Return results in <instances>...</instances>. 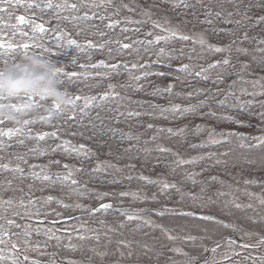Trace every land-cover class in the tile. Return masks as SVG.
<instances>
[{
    "label": "trees",
    "instance_id": "obj_1",
    "mask_svg": "<svg viewBox=\"0 0 264 264\" xmlns=\"http://www.w3.org/2000/svg\"><path fill=\"white\" fill-rule=\"evenodd\" d=\"M48 0H22V4L16 7L10 8L9 11L0 13V43L5 44V48L0 49V67L5 66L4 61L7 60L8 64L16 61L19 55L23 53H37L43 54L47 57H50L52 62L56 65L57 68H62L64 72H78V73H88L89 75L85 79L84 76L73 77L72 80H69L68 77L62 73L58 74L60 80L63 81L61 88L63 91H67L73 98L76 95L83 96H96L97 101L94 104H100V107H90L85 111L88 113L87 116H84L83 121H81L80 108L83 107V100L76 102L75 116L73 119L68 117L72 115V106L69 105L65 107V111L61 116L53 122V124L48 126H42L40 124H31L27 127L32 130V136H35L38 132L44 131H54L55 125H59L62 131L58 133L59 139L48 137L45 141L37 142L34 139H30L24 135H17L14 137H0V142L3 143L4 147L0 148V164L7 163L9 164V169L4 170L0 169V199L7 200L9 198L13 199V205H3L0 206V215L4 218L14 219L16 222H21L22 219L20 216H14L10 214L11 211L16 210L20 211L24 208L19 206V200L24 199L25 205H27V200L29 198L38 201L34 206L31 207V210L35 211L36 208H40L41 213H47V216L52 220H58L62 216H58L57 213L63 215V217L74 215V214H87L93 219L97 220L103 224L111 226L115 231L110 232L106 230L107 233L100 235V240L96 241L95 239H87L84 241L78 240L76 245L78 246L76 251H71L65 247L68 243L64 240L59 241V246H57V241L52 240V246L56 248L61 254H72L78 255L81 254L83 257L88 258L92 256L94 260L100 261L99 258L95 256V252L91 251L95 249L96 251H107L109 256L105 260L112 258H119V253L116 252L118 247L117 241L125 240L131 241V251L133 256L127 258L126 256L123 259H147L148 261H166L168 257H175L179 254H174L168 251L169 248L173 246H178L183 248V250L200 254L203 249L200 245L208 246L209 244L217 241L222 238L225 234L233 231L232 228H225L223 224H218L210 221H202L198 219H193L186 216H177L171 214H165L164 216H157L154 212H151L158 224L164 225L166 228L171 229L172 233H179L181 235H193L198 239L195 242V245L192 242H184L181 240L169 241L166 236L159 229H154L152 227L144 226L139 221H128L124 216L120 215L118 208L116 206H132V207H142L150 206L151 209H154L158 205H167L170 207L182 208L184 211H195L198 214L203 213L205 215L215 216L218 220L223 221L227 224H235L236 232L242 235L243 232L256 231L260 235H264V221H260L257 216V212L261 215H264V208H261L257 204L255 199H252L244 194V192L239 191L245 187L243 181L245 179H257L264 181V170L260 168V158L264 156V148L258 149H242L239 147L238 141L233 138L232 143L218 146L216 148H197L192 149L189 145L192 143H198L199 139L203 137L196 138L193 137L190 133L187 134V141L181 142L180 137H169L167 133H157L156 129L147 128L148 124H153L157 127H173L177 128L188 124L191 127L196 123H207L213 124L211 120H199L194 118L180 119L175 122L166 121L163 119H154L148 116H141L139 118H128L120 117V122L116 123L115 118L117 116L116 108L119 103L120 111L126 110H151L148 108V104L157 103L160 105H166L167 101L158 99L148 95L152 91L151 86H146L142 92H134L133 87L137 83L129 79L133 75H141L144 71H162L167 73H172L173 75H180L182 79L185 77L184 73H175L173 70L180 63H191L193 65H204L207 66L208 63H211L214 60H219L223 58V54H210L204 53L205 59L197 60L195 56L202 52L199 45H193L191 41H173L165 45L161 42L160 45H136L134 44L130 49H121L120 43H132L136 40H152L153 36H146L145 33L148 31L155 34V28L152 27L150 22L144 24H129L124 20V17H130L132 20L146 19L139 15L140 8L137 7V4L144 7L148 6V3L151 0H115L116 4L121 3L128 4L129 7L135 9V11H128L127 9L120 8L119 15H110L114 12L112 7H101V8H81L78 12H73L70 9H58L53 7L52 9H47L43 7ZM65 0H52L53 5L63 4ZM99 3V0H96ZM159 3V0H156ZM195 4V0H191ZM15 3V0H13ZM28 3L40 4L41 8H27L24 5ZM69 4H80V0H67ZM205 3H208V0H205ZM0 7H6L5 5H0ZM209 7H212L214 11L219 10L215 7V3L210 4ZM224 7L228 10H231V6L225 4ZM161 11L153 10L157 16L166 17L170 20L171 23H177L179 21L187 20L186 25H182L183 30L190 34H198L204 32L207 29L206 37L213 44L226 45L230 42L233 37L227 36H216L212 33V27L217 28H232L233 25H225L214 18L213 25L200 24L199 20L204 19L203 8L201 5H196L194 9L184 10L183 8L176 9L175 11L171 10L167 3L160 5ZM85 12H88L89 15L92 12L97 13V16H105L106 19L103 21L97 19H92L89 21H76L74 22L78 27H74L73 23L65 21L63 17L65 16H83ZM195 13V15H193ZM261 14L257 12V15ZM23 15L27 20L34 21L38 24H44L45 28L48 29L45 33L33 32L29 24L19 25L15 20L16 16ZM238 19V17H235ZM110 20H119L120 23L117 24L114 28H108L106 25ZM62 29L67 33V36L64 39L57 40L56 33L52 29ZM123 28H128V32H123ZM139 28L140 31H134L133 29ZM264 24H261L259 27L250 28L248 30L249 37H257V39L264 38ZM20 32L28 33L27 36L20 35ZM79 32V35L77 33ZM103 32L104 35L101 36L100 33ZM128 37V39H125ZM67 39H75L77 43L85 45L83 50L75 48V46L68 45ZM91 40L94 44H104V48H87L86 42ZM120 41V43H116ZM11 42L14 47L13 49H7V44ZM27 43L29 44L28 49H23L20 45ZM36 44H43V48L36 47ZM166 47V49H180L183 47L185 53H188L190 49L195 47V52L192 53L194 59L189 61L185 58L183 61L173 60L171 61V67H164L163 63H153L156 61L157 57L155 52L159 47ZM249 49H252L256 46V41L253 40L251 43L245 42L243 45ZM264 46V45H262ZM145 47L148 48V51L145 52ZM48 49L45 51L44 49ZM136 49H139L137 52ZM109 50H111V56L109 55ZM122 52V55H117V51ZM178 54V53H177ZM90 57V58H89ZM241 61H250L249 56H239ZM105 61L106 64H119L120 67L118 70H113L108 67H90L92 64H97L99 61ZM237 60V54H233V63L235 64ZM148 63L150 67L148 69H142L140 67L132 68L133 63L144 64ZM167 63V61H164ZM127 64V68L124 65ZM80 65H85V67H80ZM252 67L256 70V73L264 75L260 72L259 68H256V65L253 64ZM195 70H199L197 67ZM237 69H229L230 72H234ZM117 71L119 75H117ZM217 70H212L210 75L214 79ZM99 74V75H98ZM107 74V76L105 75ZM247 76V73L244 74ZM249 79L254 77H248ZM236 79L235 75L228 76L224 84H221L219 87L226 90V86L232 80ZM159 85L165 86L169 82L176 83L175 91L177 92H187L193 90L197 87L204 89H216V85L212 84L210 81L205 82L198 78L189 77L185 83L181 84L180 82L172 81L171 77L166 75L164 77L151 76L147 79H141L140 84L149 85ZM115 84V91L120 93L121 97L130 98V100H140L147 102L144 104L143 108L139 105L129 102V99L117 100L114 101L111 98L109 100L101 102L99 101V96L104 92L109 91L108 84ZM123 86V87H122ZM242 85H237L238 89ZM223 96L221 92L220 97ZM203 96L197 97L198 99H203ZM243 99H252L251 97H243ZM258 101H264V96H258L255 98ZM196 100L187 101L184 99L174 98V102L187 104L189 102L195 103ZM215 105V101H209ZM206 110V109H205ZM217 111H227V109H216ZM252 113L260 111L258 107H253L250 109ZM99 114V118L97 117ZM237 115L236 112L232 113ZM241 120L247 121L251 127H237L234 124H217V130L224 129H234L237 132L259 135L260 132L256 125L264 127L260 124V121L255 118H250L248 115H241L239 117ZM101 120H103V125H101ZM91 122V123H90ZM92 125L96 127L93 128ZM9 127H19L10 123L0 125V128L7 130ZM110 128L118 129L115 134L108 131ZM121 132H131L133 135H139V141H121ZM76 133V135H72ZM83 133V135H81ZM95 133V134H94ZM153 135H157L156 140H151ZM24 140L23 144L17 143L18 140ZM61 140H69L73 144L79 145L84 144L87 148L95 154L89 159L78 158L75 154L64 155L60 152L45 156H39L36 153L29 151L30 148L39 146L40 148L54 146L57 143H60ZM145 141H148L145 144ZM248 143H253L249 141ZM130 144H136L137 147L133 148L130 152H125L124 149L128 148ZM158 144H162L166 147L173 149L180 153L181 156L187 158L190 156H195L200 152L206 151H224L231 149V155L227 158L229 164L227 166L220 165L213 167L210 171L203 172L198 179L207 180L211 175H216L224 184L213 183L208 187V192L206 195H213L217 189L223 188L224 191H230L235 196L239 198V202L242 204H247L251 202L256 211L250 209H236L230 204H227L229 197L213 198L216 200L215 203H209L207 207L201 209L199 207H190L191 201L185 200L183 204H177L176 202L180 199L179 194L174 191L170 193V198H165L163 196L158 197V202H132L130 198H121L118 195H109L105 197L104 200L96 199L98 193L108 192V193H119L120 191H134L136 189H145L150 195L152 192L156 191L155 188L151 186H145L143 182L133 179L128 181L124 177L128 174L136 176L138 173H143L146 176L156 178L157 176H163L169 182H177L180 184L181 188L184 191H193L197 192L200 185L193 187L190 182L184 179L185 171H196L200 172L201 168L205 167V164L211 163L206 161L199 165H185L183 167H176L174 164H171V161L174 160V157L170 153H159L155 151V148ZM152 149L150 155L145 154L139 149L143 148ZM247 156L250 159H255L257 163L255 165H249L244 163L243 157ZM23 156L27 160V164L23 161L17 159V157ZM159 158V162H157ZM50 160H60L61 165H51L49 172L53 174V179H55V173L59 172L61 174L65 173V169L62 167L63 164L74 165L76 167H83L85 171L76 174L75 179L78 181L77 185H72L70 181L66 183L57 182L55 185L49 184L41 180L34 179L30 172L32 169L29 168V165H45L48 164ZM99 161H108L112 164H115L117 167L122 168L124 171L121 173H116L113 170H109L111 175L106 174H96L92 173L91 169L95 166V163ZM17 164L24 169L23 174L18 172H13V169ZM129 164H135V169H129L125 167ZM173 169H175L173 171ZM39 171V168L35 169ZM96 177V178H94ZM119 179L121 183L113 184L109 183V180ZM11 180V185L8 184V181ZM29 185H32L29 188ZM228 185H231L229 189ZM73 188H77L78 191H73ZM22 190V191H21ZM248 191L264 195V190H262L259 184L249 185ZM48 195H52L56 199L63 200L66 204L80 203L85 206V210L72 208H63L61 207L56 200H53L50 203H46L44 198ZM110 201L113 204V209L108 211H100L95 214H90L87 209L97 208L102 202ZM227 204V206H226ZM252 219H249V218ZM253 220L256 222L253 223ZM123 224L124 227H120ZM139 225V227H138ZM203 237V239H200ZM15 242H19L17 236L10 237ZM30 241H33V245L30 247H36L41 251V255L37 258L39 264H44L46 260L50 259L49 252H47V247L43 245L41 241L37 239L34 235L28 236ZM24 239L23 235H20V240ZM143 245H147L148 248L145 249ZM162 245L164 247H162ZM122 251L127 253L129 249L119 246ZM147 252V255L144 253ZM163 253V255L157 258V253Z\"/></svg>",
    "mask_w": 264,
    "mask_h": 264
},
{
    "label": "snow or ice",
    "instance_id": "obj_2",
    "mask_svg": "<svg viewBox=\"0 0 264 264\" xmlns=\"http://www.w3.org/2000/svg\"><path fill=\"white\" fill-rule=\"evenodd\" d=\"M167 3L171 10L175 11L176 9L183 8L184 10L187 9H194L196 5H201L203 8V15L204 19L199 20L200 24H206V25H213L214 19L220 21L221 23L225 25H233L232 28H217L212 27L211 31L216 36H227V37H233V39L230 40V42L226 45H219V44H213L211 43L207 37L206 32L207 29L204 32L198 33V34H190L188 32H185L183 30L182 25H186L188 23L187 20L179 21L177 23H171L170 20L166 17H161L158 19H154L153 17L156 15V13L153 11L154 9L157 11H161L160 5ZM215 3V7L219 10L214 11L212 7H209L210 4ZM22 4V0H15V3H13V0H0V5H5L6 7H0V13L9 11L10 8L16 7L18 5ZM225 4H228L231 6V10H228L224 7ZM27 8H32L35 6L36 8H41L40 4H33L28 3L27 5H24ZM112 7L114 8V12L110 15H119V9L124 8L128 11H135L134 8L129 7L128 4L121 3L119 5L116 4L115 0H99V3L96 2V0H80V4H69L67 3V0L63 4H56L53 5L52 0H48L46 4L43 5V7L47 9H52L53 7H56L58 9H70L73 12H78L81 8H101V7ZM137 7L140 8L139 15L146 18V19H140V20H132L130 17H124V20L129 24H144L150 22L152 24V27L155 29H160L161 33L164 34H157L153 35V32L148 31L145 33L146 36H153L152 40H136L132 43H120V41H116V43H120L121 49H130L133 47L134 44L136 45H160L161 42H163L165 45H167L170 42L173 41H183L188 42L191 41L193 45H199L202 52L197 54L195 56V59L197 60H203L205 59L204 53H210V54H223V58L219 60H214L211 63H208L205 67L204 65H193L191 63H180L173 71L175 73H184L185 77L182 79L180 75H173L170 73H165L162 71H144L141 73V75H133L130 76L129 79L132 81H136L137 83L133 87L134 92H142L144 91V88L146 86H151L152 91L148 93V95H151L153 97H157L158 99L166 100V105H160L157 103H150L148 104V108L151 110H126V111H120V105L118 103L116 112L117 116L115 118V122H120V117H128V118H139L141 116H148L150 118L154 119H163L170 122H175L180 119H187L189 117L199 120H211L214 123L213 124H207V123H196L193 124L191 127H189L188 124H185L183 126L173 128V127H157L153 124H148L147 128L149 129H156L157 133H167L169 137H180L181 142L187 141V134H191L193 137L200 138L198 143H192L189 146L192 149L197 148H216L218 146H222L225 144H230L233 141V138H235L236 141H238L239 147L242 149L252 150V149H258V148H264V127H261L259 125H256L258 128V131L260 132L259 135H252V134H246L237 132L234 129H224L221 128L217 130L216 125L217 124H234L237 127H251L253 125H250L247 121L241 120L239 117L241 115H248L250 118H255L260 121L261 125H264V101H258L255 98L258 96H264V75H260L256 73V70L252 67L253 64L256 65V68L260 69V72L264 73V38L257 39V37H249L248 30L250 28H256L259 27L261 24H264V0H208V3H205V0H195V4L191 2V0H159V3L156 2V0H151L150 3H148L147 7H144L142 5L137 4ZM257 12H260L261 14L257 15ZM195 15V13H193ZM235 17H238L236 19ZM99 19L103 21L106 19L105 16H97V13L92 12L91 15L88 14V12H85L83 16H65L63 19L65 21H68L69 23H73L74 27H78L74 22L76 21H89L92 19ZM214 18V19H213ZM2 19V18H0ZM15 20L19 25L23 24H29L32 28L33 32H40L45 33L48 31V29L45 28L44 24H38L34 21L27 20L25 16L20 15L16 16ZM161 20L163 22H161ZM119 20H110L109 23L106 25L108 28H114L117 24H119ZM134 31L139 32L140 29L136 28L133 29ZM54 33H56V39H64L67 36V33L64 32L62 29L54 28L52 29ZM123 32H128V28H123ZM264 31V29H262ZM20 35L27 36L28 33L26 32H20ZM79 35V32L77 33ZM101 36L104 35L103 32L100 33ZM125 39H128V37H125ZM253 40L256 41V46L252 49H249L247 47H244L243 45L245 42L251 43ZM67 44L75 46V48L83 50L85 45H81L77 43L75 39H67ZM36 47L43 48V44H36ZM104 44L96 45L91 40H88L86 42L87 48H104ZM4 43H0V49L5 48ZM14 45L9 42L7 44V49H13ZM23 49H28L29 44L24 43L20 45ZM47 51L48 49H44ZM138 52L139 49H136ZM145 52L148 51V48L145 47ZM195 52V47L189 50L188 53H185V49L181 47L180 49H171L168 50L166 47H159L158 50L155 52V56L157 57L156 61L153 63H163L164 67H171V61L173 60H179L183 61L185 58H187L189 61L193 60L194 57L192 53ZM178 53V54H177ZM237 54V60L236 63H233V54ZM123 53L119 50L117 51V55H122ZM109 55L111 56V50H109ZM249 56L250 61H241L239 60V56ZM90 58V57H89ZM164 61H167V63H164ZM4 65H8V61H4ZM108 67L113 70H118L120 65L117 64H106L105 61L101 60L97 64H92L90 67L97 68V67ZM238 70L234 72H230L229 69H237ZM80 67H85V65H80ZM125 68H127V64L124 65ZM132 68L140 67L142 69H148L150 65L146 62L144 64H136L133 63L131 65ZM199 68V70H195L196 68ZM212 70H217L215 78L213 79L210 75ZM57 73H62L66 77H68L69 80H72L73 77L77 76H84L85 79L89 75L88 73H78V72H64L62 68L56 69ZM247 73V76L244 74ZM99 75V74H98ZM107 76V74H105ZM117 75H119V72L117 71ZM170 76L172 81L180 82L181 84L185 83V81L189 77L198 78L202 81L208 82L210 81L212 84L216 85V89H204V88H195L193 90H189L187 92H177L175 91L176 83L169 82L165 86H159L150 84H140L139 81L141 79H147L151 76H158V77H164V76ZM235 75L236 79L232 80L230 83L227 84L226 90L221 89L219 86L221 84H224L227 80L228 76ZM248 77H254L249 79ZM60 83L62 84L63 81L60 80ZM237 85H242L238 89L236 88ZM109 91L104 92L99 96V101L104 102L109 100L111 98L114 101L117 100H124L129 99L130 103L139 105L141 108H143L144 104L147 102H143L140 100H130V98L127 97H121L119 92L115 91L116 85L115 84H108ZM123 87V86H122ZM221 92H223V96L219 99L217 97H220ZM64 94L69 99V105L72 106V115L69 116V119H73L75 116V110H76V102L79 100H83V107L80 108L81 113V121H83L84 116H87L88 113L85 111L86 109L90 107H100V104H94L95 101H97L96 96H83L76 95L75 98H73L66 90L64 91ZM203 96V99L196 100L197 97ZM243 97H251L252 99H243ZM174 98L178 99H184L187 101L196 100L195 103H187V104H181L174 102ZM23 99V98H21ZM27 99H30L33 101V103H39L32 97H28ZM209 101H215V105L213 106L212 103ZM13 107H16L15 104L12 105ZM253 107H258L260 111L256 113H252L250 109ZM206 109V110H205ZM216 109H227V111H217ZM53 110L57 113V117L61 116L62 113L65 111V109H60L58 107H53ZM236 112L237 115H233L232 113ZM97 117L99 118V114H97ZM8 122L0 120V125H4ZM91 123V122H90ZM24 127H9L7 130H4L3 128H0V137H14L17 135H24L30 139H34L37 142L39 141H45L46 138L52 137L59 139L58 133L62 131L60 126L57 124L54 126L55 130L48 132H38L35 136H32L31 132L32 130L28 128V125H31L29 121L24 122ZM101 125H103V120H101ZM93 128H95V125H92ZM108 131L115 134L118 129L110 128ZM95 134V133H94ZM72 135H76V133H72ZM83 135V133H81ZM121 141L128 140V141H139L140 137L139 135H133L131 132H121ZM157 135H153L151 137V140H156ZM249 141H253V143H248ZM17 143L23 144L24 140H18ZM148 141H145V144H147ZM4 145L2 142H0V148H3ZM136 144H130L128 148L124 149L125 152L132 151L133 148H136ZM140 151H143L145 154L151 153L152 149H149L147 147L143 149H139ZM30 152L36 153L39 156H45L55 153H62L64 155H72L75 154L78 158L83 159H89L93 157L95 154L91 151V149L87 148L84 144H73L69 140H61L60 143L55 144L54 146H51L50 148H40L39 146L33 147L29 149ZM155 151L159 153H170L174 160L171 161V164H174L176 167H183L185 165H199L206 161H210L211 163L205 164V167L201 168L200 172L196 171H185L184 173V179L191 183L193 187H196L197 185H200L199 190L197 192L193 191H184L180 184L177 182H169L166 178L163 176H157L156 178L146 176L143 173H138L136 176H133L131 174H128L124 177V179H127L128 181H131L133 179L139 180L143 182L145 186H151L156 189V191L152 192L150 195L147 193L145 189H136L134 191H120L119 193H98L96 195V199L98 200H104L105 197H108L109 195H118L121 198H130L132 202H140V203H147L149 201L151 202H158V197L163 196L165 198H170V193L175 192L179 194L180 199L176 202L177 204H183L184 201L187 199L191 201L190 207H199L201 209L207 207L209 203H215L216 200L213 198L215 196L217 199L221 197H229L227 204H230L232 207L236 209H250L252 211H256V208L254 205L249 202L247 204H242L239 202V198L235 196L230 191H224L223 188L217 189L213 195H206L208 192V187L213 183H219L221 185L224 184V181L220 180L218 176L211 175L207 178V180H200L198 177L202 175L203 172L210 171L213 167L225 165L227 166L229 164V160L227 159L231 155V149H227L224 151H206V152H200L195 156L190 157H183L180 155L179 152L174 151L173 149L166 147L162 144H158L155 148ZM17 159L23 161V163L27 164V160L24 159L23 156L17 157ZM244 163L249 165H255L257 161L255 159H250L246 155L243 157ZM157 162H159V158H157ZM260 168L261 170H264V156L260 158ZM61 165L60 160H50L48 164L45 165H29V168L32 169L30 172V175L36 179L41 180L44 182H48L49 184L55 185L57 182L66 183L68 181L71 182L72 185H77L78 181L75 179L76 174L81 173L85 171L83 167H76L74 165L69 164H63L62 167L66 170L65 173L61 174L59 172L55 173V179H53V174L49 172V168L51 165ZM125 167L129 169H135V164H129ZM39 168V171H35V169ZM0 169L8 170L9 164L4 163L0 164ZM13 172H18L23 174L24 169L20 167L19 164H17L13 169H11ZM109 170H113L116 173H121L124 170L120 167H117L115 164H112L108 161H99L95 163V166L91 169L92 173L96 174H106L111 175V172ZM175 169H173L174 171ZM96 178V177H94ZM109 183L118 184L121 183V180L119 179H112L108 181ZM245 187L243 189H239V191L244 192L245 195L248 197L255 199L257 201V204L261 206V208H264V195L257 194L251 191H248L249 185H256L259 184L264 190V181L257 180L255 178L253 179H245L243 181ZM8 184L11 185V180L8 181ZM32 185H29V188H31ZM229 189L231 188V185H228ZM73 191H78L77 188H73ZM22 191V190H21ZM46 203H50L53 200H56V202L63 208H72L75 207L77 209L85 210V206H83L80 203L72 204H66L63 202V200L56 199L52 195H48L44 198ZM38 201L33 200L29 198L27 200V205H25V201L23 198L19 200V206L24 208L23 213L19 211L13 210L14 216H22L26 217L28 219H31L33 216L39 217L41 215L40 208H36L35 211L31 210V207L34 206ZM13 199L9 198L7 200L0 199V206L13 205ZM226 204V206H227ZM110 209H113V204L111 203H100L99 207L97 208H91L87 209L90 214H95L100 211H108ZM120 212V215L124 216L126 220L128 221H139L144 226L152 227L154 229H159L163 234L166 236V238L169 241H176L181 240L184 242H192L193 245H195L196 240L198 239L196 236L193 235H181L179 233L173 235L172 230L166 228L162 224L156 223L150 215H147L148 212H154L157 216H164L165 214H171V215H177V216H186L193 219H198L202 221H210L218 224H223L225 228H232L233 231H236V225L235 224H227L223 221L218 220L215 216L212 215H205L202 212L197 213L195 211H184L182 208L177 207H168L167 205H161V207L156 209H148V208H140V209H126L121 208L118 209ZM45 216H47V213H44ZM57 215H61L60 213H57ZM257 216L259 217L260 221H264V215H261L259 212H257ZM249 219H252L251 217ZM7 225L15 228H21L23 227L25 231L23 232L24 239L20 240V233H14V235L17 236L19 243L17 242H11V248L14 250V255L11 260V264H24L25 261H29L30 257L27 255V252L30 250H37L36 247L29 246V241L27 240V237L30 235L29 231L27 229L31 228V225L29 224H18L14 219H8ZM256 221L253 220V223ZM43 223V221H41ZM57 221H52V224L55 225ZM103 223V221H101ZM83 227V226H82ZM120 227H124L123 224L120 225ZM139 227V225H138ZM4 225L0 224V236L8 235V233L4 232ZM110 232L115 231V229L109 227L108 229ZM40 231L39 228L35 229V232L38 234ZM45 233L48 236V240H56L57 246H59V241H61L62 237L57 235L56 232L59 231L58 229H54L53 227H48L44 229ZM66 231V230H65ZM86 231H92L95 233V230H89L86 229ZM252 233L249 232H243L241 235V240L244 239V237L250 236ZM258 240L254 244L249 243H242L239 245L241 249H248V248H259L260 246L264 245V235H259ZM77 238L81 241L87 240V239H95L96 241L100 240V235L97 233L92 237H89L87 235L77 233ZM69 244L65 245L66 248H68L71 251H76L77 245L71 243L72 237L69 235ZM200 239H203L201 237ZM5 241L0 238V244H4ZM226 243L229 249H233L234 246L237 245V241L232 238H227ZM118 247L116 249V252L119 253V258H124L125 256L127 258H131L133 256V252L131 251V241H125V240H119L117 241ZM22 245V246H21ZM47 247V245H45ZM119 246H123L125 249H129L127 253L121 250ZM145 249L148 248L147 245H143ZM162 247H164L162 245ZM200 247L203 249V251L199 254L200 257H203V264H220L219 261L215 259L217 249L221 247L220 242H217L215 247L208 248L204 245H200ZM2 251V250H0ZM91 251L95 252V256L99 258L101 261V264H104L105 258L109 256V253L107 251H96L95 249H92ZM168 251L179 254L185 257L184 261H177L173 259L172 257L167 258L166 264H198V256L197 255H190L188 252L184 251L183 248L178 246H173L168 249ZM211 252L212 256H206L205 254ZM23 254V260H21L19 257ZM147 255V252L144 253ZM233 255L240 256V252H236L233 250ZM163 255V253H157V258L159 256ZM223 256V259H230L231 257L228 255L227 252L221 254ZM51 257L49 264H58L55 257L57 256L56 252H52L49 254ZM4 256L0 255V261L4 260ZM88 264H93V257L89 256L88 258ZM251 260L252 264H264V254L262 255H245L243 256L242 260L236 261V264H246L247 261ZM31 264H39L38 261L32 260ZM66 264H83V261H77L74 259H68L66 258ZM113 264H120V259L117 261H114Z\"/></svg>",
    "mask_w": 264,
    "mask_h": 264
},
{
    "label": "clouds",
    "instance_id": "obj_3",
    "mask_svg": "<svg viewBox=\"0 0 264 264\" xmlns=\"http://www.w3.org/2000/svg\"><path fill=\"white\" fill-rule=\"evenodd\" d=\"M56 69L50 57L37 53H23L16 61L0 67V120L19 127H24L25 121L42 126L53 124L57 119L53 107L69 106Z\"/></svg>",
    "mask_w": 264,
    "mask_h": 264
},
{
    "label": "rangeland",
    "instance_id": "obj_4",
    "mask_svg": "<svg viewBox=\"0 0 264 264\" xmlns=\"http://www.w3.org/2000/svg\"><path fill=\"white\" fill-rule=\"evenodd\" d=\"M158 18H161V17L157 16L155 19H158ZM161 22H163V21L161 20ZM155 30H156L155 31L156 34H164V33H161L160 29H155ZM23 211L24 210H20L19 212L23 213ZM46 217H48V216H45L44 213H41V215L39 217L33 216L31 219L23 217L27 222H20L18 224L23 225V224L27 223V224L31 225V228L27 230V231H29V233H31V231H35L36 228L42 229L39 231V233L41 234V236L43 238L47 237L45 232H43L44 229L47 228V226L53 227L54 229H58L59 231L64 232L63 233L64 235H68V234L71 236L74 235L72 237V239L74 241L71 240L73 243L77 242V239H78L77 233H82V234L87 233L88 235H95L97 233H100V229H99L100 225H98L99 222L91 219V217L87 216V214H77V215H74L72 218H71V216H66L65 218H61V219L57 220V223H55V225L52 224V220H50L49 218H46ZM6 221H7V219L6 220L0 219V224H3L4 228L8 229V227H11V226L7 225ZM41 221H43V223H41ZM60 224H63L65 226L60 228L59 227ZM60 226H62V225H60ZM86 229L95 230V233L92 231H86ZM20 234H23V233H20ZM9 235H13V234H9ZM3 236H5V235H3ZM3 236H0V238H2L5 241V243H7L10 246H8L9 248L7 250L0 251V255H3L5 257L4 260L0 261V264H11V260H12V257L14 255V250L11 248V242H14V241H13V239L4 238ZM244 238L247 239L246 241H250L251 242L250 244H254L258 240L259 236L258 235H256L255 237L247 236ZM67 242H69V241H67ZM240 244H242V242L237 241V245L234 246L233 249H230L229 251H227L228 255L231 257L230 259H223V258H215V259L217 261H219L220 264H236V261L242 260L243 256H245V255H249V254H251V255H262V254H264V246L263 245L260 246L259 248L241 249L239 247ZM227 249H229V248H228L227 243L225 241L224 244L221 245V247L217 249V253H216L215 257L222 254L223 251L226 252ZM233 250L236 252H240L241 255L240 256L233 255L232 254ZM225 252H223V253H225ZM27 255L30 257V260L25 261L24 264H31L32 260H36L41 255V251L39 249H37L35 251L30 250L27 252ZM210 256H212L211 252L209 253V257ZM19 258L21 260H23V254H21ZM246 264H252L251 260L247 261Z\"/></svg>",
    "mask_w": 264,
    "mask_h": 264
},
{
    "label": "bare ground",
    "instance_id": "obj_5",
    "mask_svg": "<svg viewBox=\"0 0 264 264\" xmlns=\"http://www.w3.org/2000/svg\"><path fill=\"white\" fill-rule=\"evenodd\" d=\"M6 248H7V246H6L5 244H0V249H2V250H6ZM229 250H230V249L226 250V252L229 251ZM182 261H184V260H182ZM182 261H181V262H182ZM201 262H203V258H201V259L198 260V264L201 263ZM83 264H87V263H84V262H83ZM109 264H113V263H109ZM120 264H126V263H121V262H120ZM129 264H132V263H129Z\"/></svg>",
    "mask_w": 264,
    "mask_h": 264
}]
</instances>
